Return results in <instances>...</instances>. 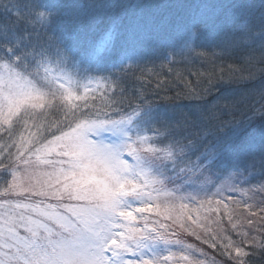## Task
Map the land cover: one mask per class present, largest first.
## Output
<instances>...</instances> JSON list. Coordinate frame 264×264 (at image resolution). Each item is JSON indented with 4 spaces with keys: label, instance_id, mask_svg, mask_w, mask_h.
<instances>
[{
    "label": "snow or ice",
    "instance_id": "obj_1",
    "mask_svg": "<svg viewBox=\"0 0 264 264\" xmlns=\"http://www.w3.org/2000/svg\"><path fill=\"white\" fill-rule=\"evenodd\" d=\"M104 15L100 38L83 46ZM238 49L241 63L209 73V87L176 93L214 92L208 109L168 118L122 87L151 53L175 64ZM257 80L222 95L221 85ZM255 96L247 121L228 119ZM223 190L264 196V0H0V264H202L173 225L249 264L264 239L238 231L253 220ZM242 206L264 213V199ZM222 209L239 243L205 227Z\"/></svg>",
    "mask_w": 264,
    "mask_h": 264
},
{
    "label": "trees",
    "instance_id": "obj_2",
    "mask_svg": "<svg viewBox=\"0 0 264 264\" xmlns=\"http://www.w3.org/2000/svg\"><path fill=\"white\" fill-rule=\"evenodd\" d=\"M74 3H88L89 0H72ZM105 2H112V0H105ZM120 3L130 4L136 3L138 0H118ZM139 2H147V0H139ZM153 3L162 2V0H151ZM255 4L259 5L260 0H252ZM107 15L103 16L104 23L86 27L84 32L80 36V40L83 46H87L89 43L97 41L105 27L107 22ZM59 24V21L57 22ZM159 53H151L149 61H146L141 70L135 71L134 75H129L125 78L122 87L126 90V95L130 98L136 94L144 97L151 105L159 107L162 113L168 118V111L173 109L174 112H192L197 108L208 109L211 108L216 101V94H205L203 99L183 97L176 98L177 92H184L186 88H196L197 90L207 88L209 85L206 83L209 73H219L221 66L228 64H239L242 58L247 55L245 50H235L230 52L223 58L212 60L196 59L192 61H181L177 58L175 64H169L157 59ZM258 55V54H257ZM146 69V71L144 70ZM161 84L160 88L156 87L157 83ZM260 81H255L254 84L246 86H223L221 85L222 95L228 97H237L246 89L259 88ZM259 97H253L246 105H241L235 109L233 115L228 117L233 123L245 122L252 114V109L258 106ZM175 103L178 105L173 108ZM179 109V110H178ZM253 128L259 127V119L255 120L252 124ZM264 219V218H263ZM209 249V248H208ZM210 252V253H209ZM206 255L205 264H232V262L217 253L213 249H209ZM222 256V257H221ZM253 258L249 261V264H264L263 256L257 257L252 255Z\"/></svg>",
    "mask_w": 264,
    "mask_h": 264
},
{
    "label": "rangeland",
    "instance_id": "obj_3",
    "mask_svg": "<svg viewBox=\"0 0 264 264\" xmlns=\"http://www.w3.org/2000/svg\"><path fill=\"white\" fill-rule=\"evenodd\" d=\"M174 110H177V109H173L171 111L167 110L169 118H173V117H175V116H177L179 114V112H174ZM255 171L256 172L259 171V161L258 160H257V168L255 169ZM259 182H260V177L259 176H256L251 181V183L253 185L258 184ZM229 183L230 182L226 181V183H225V185L223 187L225 189H228L229 188ZM242 187H247V186L245 185V186H242ZM222 196H223L224 202L226 204H229L231 207L235 208L237 216H240L242 218L243 217H247V218L253 220V224H251V225H247L246 221H244L242 223V226L238 229V231H247L249 233L250 237L251 236H256L258 239H264V219H263L264 218V213H260L258 211V207L254 206L251 211L256 212V215L255 216H250L248 210L244 209L243 206H242V202L245 201V200H249V197H252L253 201L258 202L261 199H264V196H261L259 193H256V194L248 193L247 195H242L240 191H231V190H223L222 191ZM230 196L233 197L234 199L233 200H229L228 197H230ZM237 201L241 202V206L240 207H236V202ZM250 202H252V201H250ZM220 215L222 217V220H221L219 225H217L216 223H213V220L216 219V217H215V214H211L209 216V218L205 221V227L211 229L212 232L216 233L218 240L221 239L224 235H229V236H231L233 241L239 243L240 237L237 235L236 231H233L231 229V226H230V224L227 221V217H226V215H224V210L223 209H222ZM235 218L236 217L234 216V219ZM172 227H173V230H175L177 232V238L183 240L185 244H193V245L196 246V248L199 250L198 251V256H199V259L202 261V264H205L206 255L208 254L206 252H209V249H213V250L217 251V253L219 255L224 256L222 254V252H221L219 243L217 244L216 248H212L210 246L211 242H212L211 240H209L208 243H203L202 240L198 241V240L195 239V237L188 235V233L184 232L183 230L177 229L175 225H173ZM220 229H222L223 231H220ZM197 232L202 235V238H205V239L208 238V234L203 232L201 229H197ZM244 247H245V250L249 251L250 253L252 252V248L249 245H245ZM174 251H175V249H174ZM199 253H203V255H199ZM255 255L257 257H259V256H263L264 257V252H261L260 250H256V254ZM252 258H253V256L250 255L247 259H248V261H250ZM262 259H264V258H262ZM169 264H177V262H176V260H173V261H170ZM180 264H184V262L180 261Z\"/></svg>",
    "mask_w": 264,
    "mask_h": 264
}]
</instances>
